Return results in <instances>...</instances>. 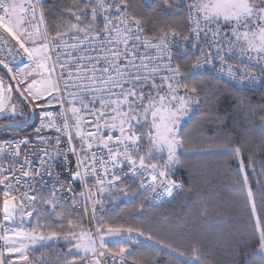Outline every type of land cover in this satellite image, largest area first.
Returning <instances> with one entry per match:
<instances>
[{"label":"snow or ice","instance_id":"snow-or-ice-1","mask_svg":"<svg viewBox=\"0 0 264 264\" xmlns=\"http://www.w3.org/2000/svg\"><path fill=\"white\" fill-rule=\"evenodd\" d=\"M49 12L48 0H0V130L39 121L33 134L0 143V264H53L34 254L49 241L67 249L54 264H155L161 252L205 264L199 243L182 249L98 211L120 196L162 200L184 190L173 174L205 151L185 135L202 72L264 84V0H74ZM259 108L257 118L246 106L264 137ZM229 143L214 151L238 158L258 241L252 256L264 264V216L243 164L249 140ZM202 208L205 221L228 217ZM142 248L155 256L137 259Z\"/></svg>","mask_w":264,"mask_h":264},{"label":"trees","instance_id":"trees-1","mask_svg":"<svg viewBox=\"0 0 264 264\" xmlns=\"http://www.w3.org/2000/svg\"><path fill=\"white\" fill-rule=\"evenodd\" d=\"M73 2L50 0L49 15L56 8ZM198 82L205 91L201 94V104L196 111L197 120L188 125L185 135L190 140V147L205 151L192 154L186 159L185 167L181 170L183 192L174 202L160 208L143 205L142 215L139 211L143 198L131 195L128 202L120 201L118 205L108 206L103 216L114 226L143 227L159 237L168 238L182 249L199 243L205 252V264H249L250 260L251 264H259L258 257L252 256L258 241L252 234L251 207L244 196L242 185L236 183L242 175L238 158L214 150L229 141L231 147L249 140L244 150L243 164L255 195L257 213L264 216V200L260 195L264 192V137L258 127L250 122L246 110L250 103L257 108L256 115L259 117V106L264 105V89L240 91L211 75H201ZM241 97L244 98V104L240 103ZM245 127L249 129L248 132L243 131ZM33 128L9 130L0 134V139L29 135ZM189 187L195 191L189 192ZM203 204H207L210 209L226 208L227 219L220 222L212 219L205 221L201 215ZM49 245L39 248L34 254L40 258L43 253L44 260L54 264L67 249L63 243ZM174 255L161 252L155 256L152 249L142 248L136 257L143 259L155 256V264H178V260L183 258L173 259Z\"/></svg>","mask_w":264,"mask_h":264},{"label":"built area","instance_id":"built-area-1","mask_svg":"<svg viewBox=\"0 0 264 264\" xmlns=\"http://www.w3.org/2000/svg\"><path fill=\"white\" fill-rule=\"evenodd\" d=\"M50 3V0H48V5ZM6 55V53H5ZM219 66L217 65V68ZM201 75H211V76H214L215 78H218V79H222L224 81H226L227 83H229L230 85H232L233 87H235L236 89L240 90V91H247V90H252V89H264V84H260V83H256V84H249L247 86H241V85H238L236 83V81H233L231 80L226 73H220L219 71L217 70H213L211 68L207 69L206 71H203ZM257 75H259V72L257 70ZM39 125V121L38 119H36V122L34 124V128L37 127ZM34 128L31 132V134H33V131H34ZM29 134V135H31ZM26 136V135H25ZM23 137V136H21ZM21 137H10V138H4V139H0V143L4 142L5 140H10V139H19ZM69 159L72 160L73 157L69 156ZM59 167V166H58ZM181 168H178L175 173L173 174V179H175L177 181V184H181L183 185V175H182V172H181ZM131 183V181H129ZM76 189L77 191L80 190V186L77 184L76 185ZM138 190V189H137ZM183 191H180L178 189H174L173 190V196H165L162 200H151V199H148V200H145L143 197V205L144 206H150V207H157V208H160V207H163V206H166L172 202H174L179 196L180 194L182 193ZM90 211V209H89ZM102 213V212H99L98 211V215ZM29 226H33L31 222H29ZM50 244H54L56 242H50ZM138 253V252H137ZM136 253V254H137ZM16 264H20L19 261H16Z\"/></svg>","mask_w":264,"mask_h":264},{"label":"rangeland","instance_id":"rangeland-1","mask_svg":"<svg viewBox=\"0 0 264 264\" xmlns=\"http://www.w3.org/2000/svg\"><path fill=\"white\" fill-rule=\"evenodd\" d=\"M0 75H3V72L2 71H0ZM1 122L2 121H0V123ZM244 172L247 173L245 168H244ZM129 200H131V195H129V196H120L119 198H117L114 201L106 202V207H105L104 211L102 213H100L99 215H101V216L105 215V213L107 212V207L108 206H110V205H118L120 201L128 202ZM140 239L143 240L144 238L143 237H140ZM50 242H56V241H50ZM62 243H63L62 241H58V242L54 243V245H58V244H62ZM49 244L50 243L48 242V245ZM39 248H41V247L39 245H36L35 246V251H37Z\"/></svg>","mask_w":264,"mask_h":264},{"label":"water","instance_id":"water-1","mask_svg":"<svg viewBox=\"0 0 264 264\" xmlns=\"http://www.w3.org/2000/svg\"><path fill=\"white\" fill-rule=\"evenodd\" d=\"M2 72H3V71H2ZM35 122H36V119H33V118H31V116H29V120H28V122L25 124V126H23L22 128H17V129H23V128H29V127H32V126H34ZM4 132H7V131L0 130V134H2V133H4ZM0 243H2V242H0Z\"/></svg>","mask_w":264,"mask_h":264},{"label":"crops","instance_id":"crops-1","mask_svg":"<svg viewBox=\"0 0 264 264\" xmlns=\"http://www.w3.org/2000/svg\"><path fill=\"white\" fill-rule=\"evenodd\" d=\"M0 121H2V120H0ZM3 122V121H2Z\"/></svg>","mask_w":264,"mask_h":264}]
</instances>
